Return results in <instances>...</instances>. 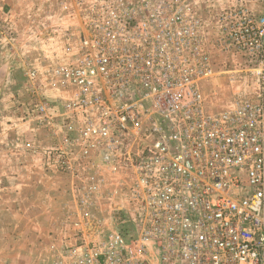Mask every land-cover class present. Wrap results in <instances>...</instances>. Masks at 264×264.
<instances>
[{
    "label": "built area",
    "instance_id": "built-area-1",
    "mask_svg": "<svg viewBox=\"0 0 264 264\" xmlns=\"http://www.w3.org/2000/svg\"><path fill=\"white\" fill-rule=\"evenodd\" d=\"M78 6L85 36L58 73L81 103L110 107L111 124L87 131L124 161L142 227L136 242L111 232L72 264H264V12L226 9L213 38L200 7L182 0ZM212 41L253 77L221 112L206 111L200 86L215 74Z\"/></svg>",
    "mask_w": 264,
    "mask_h": 264
},
{
    "label": "rangeland",
    "instance_id": "rangeland-1",
    "mask_svg": "<svg viewBox=\"0 0 264 264\" xmlns=\"http://www.w3.org/2000/svg\"><path fill=\"white\" fill-rule=\"evenodd\" d=\"M182 1L201 7L195 0ZM241 4L254 10L244 0L228 8ZM260 5V10H254L256 14L264 12V0ZM226 9L215 12L211 19L213 38L220 36L218 17ZM61 22L70 25L52 33L53 24ZM83 36V10L78 0H0V162L5 159L10 164L9 159L17 155L28 164L32 156L38 164L32 171V177L39 181L36 187L50 191L44 181L51 180L63 184L56 187L58 192L52 189L54 200L70 195L62 203L38 206L39 212L47 213L42 217L24 218L22 210L31 205V189L22 191L20 197V190L14 191L10 181L14 170L7 175L3 171L8 186L0 176V209L6 213L3 226H18L21 233L42 230L38 246L31 252L23 251L40 259L35 263L24 260L23 264H72L75 251L81 254L111 232L119 233L127 243L136 242L140 235V209L128 202L124 161L116 159L108 143L92 133L103 123L111 124L110 107L99 106L93 97L87 105L81 103L79 88L58 73L76 59ZM215 42L210 44L215 74L200 82L207 112L230 109L235 95L249 92L253 83L249 73L241 74L248 66L244 59L224 55ZM99 94L107 97V92ZM104 110L108 113L102 121ZM90 125L93 130L87 131ZM30 175L24 171L20 176L29 181ZM47 230L51 231L46 242Z\"/></svg>",
    "mask_w": 264,
    "mask_h": 264
},
{
    "label": "crops",
    "instance_id": "crops-1",
    "mask_svg": "<svg viewBox=\"0 0 264 264\" xmlns=\"http://www.w3.org/2000/svg\"><path fill=\"white\" fill-rule=\"evenodd\" d=\"M239 0H195V3H197V5L200 4V6L202 7L203 11H205L204 13H206L207 15V19L209 21H211V19H214L216 16H213L214 14H216L215 12L218 11H222L228 7H230L231 5H233L234 3L238 2ZM246 3H249L254 10H260L262 7L260 5V2L263 0H244ZM199 3V4H198ZM200 7V9H201ZM201 9V10H202ZM70 24H64V23H58V24H53V32L54 34H56L57 32H61V27H63V30L66 27H69ZM58 27V28H55ZM51 28V26H50ZM60 29V30H59ZM53 34V36H54ZM60 34V33H59ZM60 36V37H59ZM59 38H61V43L63 44L62 41V36L58 35ZM60 41V40H59ZM50 143V142H49ZM17 155L14 156V159L11 160L9 159L10 164H7V160L3 159L4 162L3 164H1L0 162V176L2 181L5 182L4 186H6V180L5 178H3V176L6 174H8L9 171H13L15 177L13 179H10V181H12V186L14 188V191H17V189L20 190V197H22V191H24L25 189L29 188L31 189L30 191V198H29V202H30V206L26 207L23 206V208L25 210H22L23 212V217L24 218H28L30 220L32 219H37L42 217V215L47 214L46 212H39L38 210V206H45V204H55V203H62L63 201H66V198L68 197V199L70 198V195L65 194L64 196H61L60 200H54L52 197V193L56 190L58 192V190L56 189V187L60 186L62 187L63 184L60 183L58 185H56L55 181H51V180H45L44 183L46 185V187L49 188L50 191H41L39 190L36 186L38 185L39 181L35 178L32 177V171L37 170V168H34V166H38L37 162H35L34 160H32V156H29V163L25 164L27 162H25V159L22 160H18L17 159ZM33 161V162H32ZM2 165V166H1ZM11 166H13L12 170H11ZM5 174H4V172ZM24 171H30L31 172V177L29 181H24L21 178V173ZM37 172V171H36ZM34 172V174L36 173ZM16 174H18L19 176H17ZM1 179H0V183H1ZM8 180V179H7ZM8 186H6L7 188ZM54 189V191L52 190ZM9 190V189H8ZM63 195V194H61ZM24 201V200H23ZM6 213L5 211L1 208L0 209V264H23L24 260H30L32 262L35 263V261H38L40 258L35 257L31 255L28 256L26 254L23 253V251H33L34 248H36L38 246V244L36 243V240L38 238H40V233L42 230H39V232H37V228L34 229L33 233L31 232H22L19 229V227L17 226L14 229H7L5 226H3L4 220L6 218ZM49 217V216H48ZM22 228V227H21ZM23 229V228H22ZM30 229V228H29ZM51 230H47L45 233V237L46 238V242L48 239V236L50 234ZM30 233V234H29ZM32 233V235H31ZM28 234V236H27ZM22 236V238H21ZM26 236V242L25 244H23V239ZM33 238V242H31V239ZM25 245V246H24ZM17 252H20V254H18ZM37 264H39L37 262Z\"/></svg>",
    "mask_w": 264,
    "mask_h": 264
}]
</instances>
